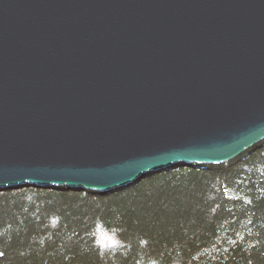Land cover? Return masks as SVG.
<instances>
[{"label": "water", "instance_id": "1", "mask_svg": "<svg viewBox=\"0 0 264 264\" xmlns=\"http://www.w3.org/2000/svg\"><path fill=\"white\" fill-rule=\"evenodd\" d=\"M264 141V0H0V189L112 191Z\"/></svg>", "mask_w": 264, "mask_h": 264}, {"label": "trees", "instance_id": "2", "mask_svg": "<svg viewBox=\"0 0 264 264\" xmlns=\"http://www.w3.org/2000/svg\"><path fill=\"white\" fill-rule=\"evenodd\" d=\"M0 264H264V141L112 191L0 189Z\"/></svg>", "mask_w": 264, "mask_h": 264}]
</instances>
